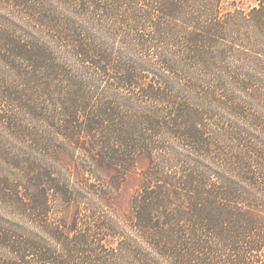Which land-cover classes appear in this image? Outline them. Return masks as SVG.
Here are the masks:
<instances>
[{
  "label": "trees",
  "instance_id": "16d2710c",
  "mask_svg": "<svg viewBox=\"0 0 264 264\" xmlns=\"http://www.w3.org/2000/svg\"><path fill=\"white\" fill-rule=\"evenodd\" d=\"M0 5V49L28 62L30 85L0 92V122L22 142L0 144V198L23 189L50 226L52 197L76 196L45 158L103 160L117 189L150 156L122 222L79 201L52 242L2 232L10 264H264V60L248 54L264 46V0ZM171 76L212 78L201 92Z\"/></svg>",
  "mask_w": 264,
  "mask_h": 264
},
{
  "label": "rangeland",
  "instance_id": "374dc122",
  "mask_svg": "<svg viewBox=\"0 0 264 264\" xmlns=\"http://www.w3.org/2000/svg\"><path fill=\"white\" fill-rule=\"evenodd\" d=\"M1 9L0 15L6 18V14ZM263 38V37H262ZM257 49L259 53H248L249 59L254 63L257 61L253 57L257 56L261 60H264V46ZM10 50L0 49V92L2 90H8L17 92V94H29L30 85L25 80L26 78L24 69L28 63L23 59H16L11 56ZM8 56H10L8 58ZM248 57H245L247 60ZM244 60V59H243ZM20 64V67H19ZM17 65L20 69H17ZM258 69L253 71H242L244 74L255 75ZM146 79H150L153 76H145ZM175 78L179 88H186L184 83H197L201 87V92H205V81H208L212 76H171ZM228 77L231 80V76ZM240 79L247 80L254 85L255 80L261 76H236ZM239 86V85H238ZM239 92V90H237ZM6 106V105H5ZM0 108L4 106L0 105ZM2 109H0V115ZM3 123V122H2ZM0 122V144L2 147L11 143L16 147L22 149V142L15 139L12 136L10 129H7ZM24 151V150H23ZM45 164H49L52 170L64 181L67 182L69 188L74 192L76 200L70 202L61 203L56 202L55 197H52L51 213L49 222L50 226L42 224V216L33 213L27 205L29 202L25 198V192L20 189L17 197L12 200L0 198V240L2 232H16L17 235H25L30 238L44 236L51 242L56 237V229L64 230L70 228L74 221V216L79 207V201H91L103 209L111 212L117 220L122 222L125 218V214L129 210L132 197L135 191L140 187L143 180V172L150 163V156L147 154L138 155L131 168L126 172L124 179L120 183L117 189L112 188L109 185V177L114 172V169L110 167L103 160H96L91 163V166L86 163H82L75 158L68 150H57L55 153L45 158ZM54 232V233H53ZM0 241V264H10L9 256L11 253Z\"/></svg>",
  "mask_w": 264,
  "mask_h": 264
}]
</instances>
